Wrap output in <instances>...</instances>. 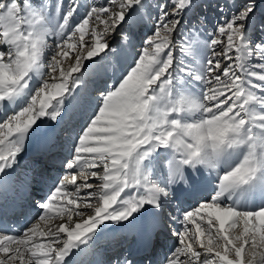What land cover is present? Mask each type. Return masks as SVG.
<instances>
[{"label": "snow or ice", "instance_id": "snow-or-ice-1", "mask_svg": "<svg viewBox=\"0 0 264 264\" xmlns=\"http://www.w3.org/2000/svg\"><path fill=\"white\" fill-rule=\"evenodd\" d=\"M80 6L0 0V201L12 193L15 211L17 193H26L20 207L35 210L19 231H6L0 214V264H79L108 223L165 218L167 206L199 191L206 172L215 174L210 199L180 217L166 216L180 227L172 230L177 245L163 264H264V43L249 39L252 28L264 33L257 0L233 4L207 41L199 40L196 25L181 32L194 0H106L75 22ZM153 7L152 35L132 65L99 91L80 131L66 130L72 148L64 174L52 184L40 177L36 187L31 180L24 188L10 185L30 137L45 122L58 126L78 105L77 89L95 58L116 52L107 38L118 33L128 41L124 28L146 10L151 17ZM51 37L57 39L50 45ZM178 47L181 55L174 56ZM44 143L51 150L57 140ZM89 178H98L99 190ZM53 221L59 223L47 230L40 223ZM116 264L135 261L125 256Z\"/></svg>", "mask_w": 264, "mask_h": 264}, {"label": "bare ground", "instance_id": "bare-ground-1", "mask_svg": "<svg viewBox=\"0 0 264 264\" xmlns=\"http://www.w3.org/2000/svg\"><path fill=\"white\" fill-rule=\"evenodd\" d=\"M149 2L155 5L159 0H149ZM239 2L240 0H203L188 12L187 15L191 18L189 24L191 25L187 24V29L185 27L181 28V32L186 33L193 25H196L198 29H201L198 37L199 40H210L215 33L216 26L223 23L231 12L236 10L233 4H238ZM78 3L81 6L78 8V13L74 16L75 22H79L83 18L88 6L92 4L99 6L106 3V0H78ZM258 4H260L259 1H257V5ZM220 9H223V12H221ZM258 9L259 6H257V16L264 15V6H260V10ZM151 12L152 16L150 17L148 10L144 11L142 19L138 17L137 22L133 26L124 28V32L130 37L128 41L125 42L122 40L121 35L118 33L107 38L109 44L111 41H114L111 48H115L116 52H108L103 61H100L99 57L95 58L97 63L92 64L91 67L88 68V72L82 82L83 86L77 89L79 99L78 105L69 109L68 114L60 121L58 126H53L51 123L45 122V124L41 125L40 130L30 137L26 144L25 151L18 157L19 163L16 166L17 170L13 179L9 182L10 185L15 188H24L28 181L31 180L33 187H36L35 181L40 177L45 178L48 184H52L58 181L64 174L65 169L62 162L69 156L72 148V140L65 134L66 130L70 129L73 135L80 131L85 125V122L92 115V111L95 107L94 101L99 91L104 90L106 85L118 81L121 78V74L132 65L130 63V60H132L131 58H133L132 54L138 55V53H136L138 47L135 48V46H137V43L142 42V39L145 37L144 31L152 33L149 29H151L150 25L154 24V7L151 9ZM187 15L185 17H187ZM149 21L150 25H148ZM90 25L94 26V22L90 21ZM260 34L261 33L256 28L250 29L249 39L252 41L253 45L257 43L255 39ZM151 35L152 34H149L148 36ZM55 39L57 38L51 37L49 39V44L51 45ZM87 39H89V37H86V40ZM185 39H187V37ZM133 48H135V52H132ZM50 53L51 49L46 50L43 58L44 68L42 71L44 72L48 71L47 65L51 58ZM173 54L174 56L181 55L179 47ZM101 55L104 54L102 53ZM223 63L222 61V64ZM250 63L258 64L261 63V61L253 59ZM69 66L70 59H65L64 67L67 69ZM85 66H88L87 61H85ZM104 66L108 69V75L104 71ZM254 70L259 71V69ZM55 75L58 76V72ZM47 78L51 82V77ZM254 83H259V81L254 79ZM84 86H86L85 89H83ZM96 88H99V90L97 93H94V89ZM82 91L85 92L82 93ZM257 94L259 95L261 93L257 92ZM49 136L55 137L57 140L56 147L51 150H49L44 143L46 137ZM159 174L162 178L166 179V165L160 166ZM205 174L208 176V179L202 184L199 191L196 194L185 196L181 200L175 201L167 206L165 208V218H157L145 214L137 217V219L131 223L125 222L122 226L108 223L107 227L104 228L103 232L99 233L94 242H89L86 251L79 257V264H116L118 259H122L125 256L133 259L135 264H145V257H149L153 261V264H163L165 257L170 253L172 248L177 245V237L172 234V230L179 229L180 227L179 223H172L166 216L167 214H172L176 217H180L185 210L193 209L198 201L210 199L215 174L207 172ZM150 178H156L155 171H153ZM79 182H81V178H78V183ZM89 183H93L94 189L99 190V184L101 182L98 178H89ZM85 191L89 190L82 189V194ZM22 198L28 199L27 194L17 193V207L15 209V214L12 216H8L7 214L10 211V205L14 199L13 194L9 193L3 201H0V214H2V209H4L3 215L9 227L14 226L18 231L27 226L35 218L34 213L32 214V219L27 223L21 221L22 214L17 213H19L18 206L22 204ZM73 219H77V217L74 216ZM40 223L42 227L47 230V228H54L59 221H53L47 225H45L44 222ZM128 232L130 236L126 241L121 237H116V234L121 235L124 233L127 234ZM157 232H159V235H157ZM146 247L149 248L148 251L147 249L145 250Z\"/></svg>", "mask_w": 264, "mask_h": 264}, {"label": "rangeland", "instance_id": "rangeland-1", "mask_svg": "<svg viewBox=\"0 0 264 264\" xmlns=\"http://www.w3.org/2000/svg\"><path fill=\"white\" fill-rule=\"evenodd\" d=\"M195 2H194V7L193 8H195V5H197V4H200L203 0H194ZM221 1V0H220ZM257 1H259L260 2V4H258V6H259V9L258 10H260V6L261 7H263L264 6V0H257ZM219 2V1H218ZM218 2H217V4H218ZM224 2V1H223ZM156 4V3H155ZM192 8V9H193ZM263 9V8H262ZM189 12V11H188ZM188 12L184 15V17L182 18V20H181V25H182V27L181 28H183V27H185L186 29H187V27H188V25H191V24H189L190 23V17H188ZM191 14H193V13H191ZM187 15V17H185ZM189 22H188V21ZM188 24V25H187ZM148 25H150V21H149V23H148ZM151 26V29H149V30H151L152 31V28H153V26H154V24L153 25H150ZM149 34H152V33H148V31H144V38L142 39V42L141 43H137L136 45L137 46H135V48L136 47H138V49L136 50V53H139V50H140V48L143 46V40H145V38L149 35ZM263 35V36H262ZM262 37V38H261ZM210 39V38H209ZM255 41H257V42H259V43H264V33H261L259 36H257V38L255 39ZM113 43H114V41H111V43L109 44L110 45V48L113 46ZM191 41L189 40L188 41V43L185 45L186 47H190L191 46ZM135 48H133V50H132V52H135ZM132 56H133V58H131L132 60H130V63L132 64L133 63V60L137 57V54H132ZM99 63V62H98ZM101 63V62H100ZM104 71H105V73L107 74L108 73V69H107V67H105L104 66ZM108 75V74H107ZM81 87L83 86V84L81 83V85H80ZM86 88V86H84V88L83 89H85ZM100 88V87H99ZM99 88H96V89H94V93H97L98 92V90H99ZM83 92H85V91H82V93Z\"/></svg>", "mask_w": 264, "mask_h": 264}]
</instances>
